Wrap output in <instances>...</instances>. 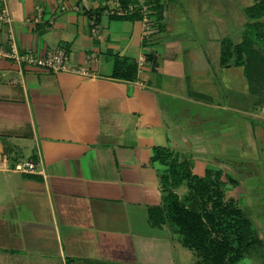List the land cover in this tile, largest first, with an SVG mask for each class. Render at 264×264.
<instances>
[{"label": "crops", "instance_id": "1", "mask_svg": "<svg viewBox=\"0 0 264 264\" xmlns=\"http://www.w3.org/2000/svg\"><path fill=\"white\" fill-rule=\"evenodd\" d=\"M119 1L150 7L147 38L140 14L109 13L111 0H6L11 22H0V45L12 34L19 51L64 48L69 65L86 73L0 60V264H195V251L169 224L149 220L148 207L163 201L166 166L152 158L157 146L189 161L198 176L220 170L224 199L242 207L236 192L251 173H230L226 156L227 147L242 146V123L246 132L251 123L236 104L228 109L238 117L222 122L198 110L219 106L218 94L236 77L225 73L226 86L211 94L203 84L213 70L243 74L219 63L221 39L209 32L218 10L207 0L181 8L183 0ZM187 13L206 16L197 23L205 42L182 27L194 22H182ZM117 57L136 62L133 79L112 75ZM245 84L256 97L252 116L264 121V89L252 93ZM22 159L35 170H14ZM245 206L264 231L255 204Z\"/></svg>", "mask_w": 264, "mask_h": 264}, {"label": "trees", "instance_id": "2", "mask_svg": "<svg viewBox=\"0 0 264 264\" xmlns=\"http://www.w3.org/2000/svg\"><path fill=\"white\" fill-rule=\"evenodd\" d=\"M243 11L247 21L242 39L233 43L222 38L219 63L241 66L249 91L260 94L264 89V0H254ZM252 55L257 57L254 62ZM112 75L133 79L136 62L115 58ZM152 158L166 168L159 177L163 201L159 206L148 207L149 220L153 225L169 224L179 240L195 251V264H238L260 246L263 238H259L247 211L233 198L224 199L220 170L209 169L204 176H198L191 171L189 161L180 160L164 147H154ZM181 185L186 189L179 195L176 190Z\"/></svg>", "mask_w": 264, "mask_h": 264}, {"label": "rangeland", "instance_id": "3", "mask_svg": "<svg viewBox=\"0 0 264 264\" xmlns=\"http://www.w3.org/2000/svg\"><path fill=\"white\" fill-rule=\"evenodd\" d=\"M182 3L185 4V1L183 0L181 2H178L177 6L181 8V6H183ZM253 3L254 0H207V2H205V5H208L210 7L215 6V8L218 10V15L221 17L218 19V25L216 24L215 27L210 25L209 32L211 33V39L212 37H219L222 40V38L227 37L233 43L240 42L243 36V26L247 21L243 9L245 7L253 5ZM192 14L194 13L192 12ZM192 14L187 13L182 21L185 23V19H190L191 21H194L191 23L192 26L187 27L185 24L181 25L187 33H193L194 38H196L197 41L205 42L206 39L204 35L207 37L208 34L203 33V26L200 27L197 23L200 22V25H202L201 19H204L206 21V16H204L203 18L201 17V19L200 17L199 19H197L198 17H192ZM151 16L153 15L151 14ZM152 19L154 20L153 17ZM262 19L264 20V16L262 17ZM206 51L211 54L210 59L212 60L213 50L207 49ZM256 60L257 57L252 55L251 61L254 62ZM229 71H234L236 77L233 81L230 82L232 86L227 87L225 89V92L222 93L223 95L225 93L227 94L225 95V99L222 98L221 91L220 94H218L220 96L216 98V102H220L219 106L214 105L213 107H207L201 105L199 106L200 108L194 106V110L199 108L198 110L201 113H205L206 111L210 114L214 113L215 115H217V118H219L220 121V119L222 120V118H225L227 116L234 117V114L236 117H238L237 115L239 114L234 113L233 111H230L228 109L230 106L236 104L238 108L242 109V112H240L242 120L251 123V128L248 132H246L247 127H245L243 123L241 125L242 132H238L239 137L242 139V146L227 147L226 158L229 160L227 168L229 167V172L235 176H237L235 173L236 169L251 173L250 177L247 180L248 185L241 184L240 186L243 190L241 189L240 191L236 192V194L239 196L238 199L242 207L246 208L245 205H249L250 203L255 204V213L259 218L257 220L259 221V223L264 225V121L254 118V114L250 112L251 108L253 107V102L256 100V97L246 90L245 78L241 72V68L234 66H229L224 70L221 69V72L213 70L210 73L211 81L210 83L203 84V90H209L211 94H215V89L217 88V86L220 88L221 84H224L226 86V81L224 80V78L222 79V77L225 76V73H228ZM258 107H261V105H259ZM217 123L220 124L219 122ZM259 130H261L262 134H259ZM230 161H233L234 163H230ZM185 189V186H182L178 189V191L180 194H182L185 192ZM227 189L233 190L229 185L227 186ZM247 190H249L250 192H248ZM232 195H234V192H232ZM253 220L256 223V220ZM256 226L259 238H264V231L261 230L263 226H261L260 228V225H258V223H256ZM262 241L263 242L259 244L260 246L258 248L256 247L252 251L251 255H246L241 259L240 264H264V240L262 239Z\"/></svg>", "mask_w": 264, "mask_h": 264}, {"label": "built area", "instance_id": "4", "mask_svg": "<svg viewBox=\"0 0 264 264\" xmlns=\"http://www.w3.org/2000/svg\"><path fill=\"white\" fill-rule=\"evenodd\" d=\"M114 7L109 9V13L116 15H126L133 12L140 14V21L142 24V33L145 38L152 32L154 26L151 16V9L145 3L134 5L127 4L121 6L119 0H111ZM0 22L10 23L11 15L6 5V0H0ZM38 17L34 18L37 21ZM9 59L14 63L26 66H36L40 68L50 69L53 71H74L79 73H86L82 67H73L68 63V54L64 48H56L50 51L36 53L32 50L19 51L12 34L9 35L6 44L0 45V60ZM36 168V163L30 159H22L16 162L13 169L19 172H33Z\"/></svg>", "mask_w": 264, "mask_h": 264}]
</instances>
